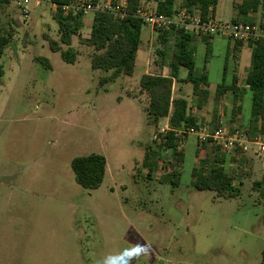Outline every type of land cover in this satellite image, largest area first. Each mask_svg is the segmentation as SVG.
Masks as SVG:
<instances>
[{"label": "rangeland", "instance_id": "obj_1", "mask_svg": "<svg viewBox=\"0 0 264 264\" xmlns=\"http://www.w3.org/2000/svg\"><path fill=\"white\" fill-rule=\"evenodd\" d=\"M7 1L0 0V39L8 41L0 56V264H95L104 253L130 243L144 248L133 264H261L264 200L253 184L264 175V149L246 135L250 95L241 117L234 118L227 96L200 110L191 84H176L173 90L175 98H188L201 132L210 134L216 117L237 140L234 150L222 152L227 172L242 183L241 197L220 199L192 187V168L205 155L198 150L205 139L192 135L180 142L182 162L164 153L156 172L148 175L145 154L158 147L155 136L169 123L149 122L140 79L145 70L162 71L159 51L171 58L175 39L164 46L161 32L145 26L134 76L105 82L110 72L92 68L96 52L80 41L90 35L94 12L84 14L86 24L73 38L77 62L68 64L49 46L50 40L60 41L55 6L31 2L24 16L16 2ZM111 1L98 0L95 6L126 2ZM239 2L219 0L215 22L231 23ZM151 7V0H144L143 11ZM253 22L255 32L264 34L261 10ZM221 39L209 50L199 43L195 54L197 71L207 60L211 92L223 82L229 54L228 42ZM37 57L49 60L51 69ZM242 57V66H251L249 49ZM235 60L231 68L238 67ZM239 75L244 86V71ZM92 153L106 157V177L99 189L86 190L76 183L71 162ZM173 164L181 171L178 186L167 182Z\"/></svg>", "mask_w": 264, "mask_h": 264}, {"label": "trees", "instance_id": "obj_2", "mask_svg": "<svg viewBox=\"0 0 264 264\" xmlns=\"http://www.w3.org/2000/svg\"><path fill=\"white\" fill-rule=\"evenodd\" d=\"M78 0H47L56 8L54 16L58 24L60 41L50 40L49 46L53 52L61 54L62 60L68 64L77 62L78 54L73 47V38L80 36L84 27V13H65L64 6L70 5ZM98 0H92L96 5ZM156 3L155 11L158 15L168 18H176L182 10L189 13H200L203 19L214 18L215 8L218 0H182L177 5L176 0H153ZM6 2H8L6 0ZM113 5L118 0L111 1ZM144 10V0H126L124 16H116L111 11L98 10L94 12L91 33L88 38L80 41L92 47L95 54L91 58V66L94 70H101L110 75L103 79L105 82H115L121 76L133 77L136 69L138 52L142 44L145 20L140 17ZM262 10L264 17V0H240L234 4V15L231 19L233 24H250L254 26L250 16ZM264 30V24H261ZM164 46L173 37L174 45L171 58L164 51H159L162 56L161 67H168V76L144 74L140 79L142 92L148 96L145 112L151 124L158 126L162 120H169L170 130L166 134L159 133L155 142L158 147L150 146L145 154L143 166L148 175L156 172L158 164L163 160V154L170 152L176 159L182 162L183 153L179 150L180 142L186 135L182 133L176 137V131L187 128H195L200 131L201 125L192 113L190 103L183 96L173 97L174 85L191 84L193 97L197 100V108H201L210 99L209 77L206 70L201 76H197L195 63V49L193 43L195 34L186 28H172L170 30H157ZM207 49L209 50V36H205ZM230 40V39H229ZM232 41V40H230ZM233 48L229 47V54L224 65L226 74L230 56L236 58L237 53L246 44L252 51L251 66L246 75L244 86L239 85V78L234 75L230 84L226 79L217 86L214 103H220L222 97L230 91L233 95V106L235 107L234 118L244 111L243 100L246 94L250 95L251 111L246 124V135L250 141L264 140V34L251 36L247 40H236ZM8 41L4 37L0 39L1 51ZM63 46L67 47L65 50ZM36 61L45 68L51 69L49 60L37 57ZM207 60L205 61V69ZM181 69L187 70L183 78ZM217 113V110L215 111ZM215 119L210 123V134L222 126L221 121ZM198 150L204 151L205 155L192 169L191 185L198 191L213 192L220 199H234L242 195V183L237 182L235 175L227 172V155L224 154L220 144L212 138H206L198 143ZM235 160V159H233ZM71 167L74 172L76 183L86 190L99 189L106 177L107 160L100 154L92 153L79 156L72 160ZM167 182L178 186L181 180V171L173 164L167 170ZM255 191L259 192L264 200V175L260 181L253 184ZM264 264V252L262 263Z\"/></svg>", "mask_w": 264, "mask_h": 264}, {"label": "built area", "instance_id": "obj_3", "mask_svg": "<svg viewBox=\"0 0 264 264\" xmlns=\"http://www.w3.org/2000/svg\"><path fill=\"white\" fill-rule=\"evenodd\" d=\"M16 4L21 7L24 16H27L29 11V6L31 2H34L36 6L40 5V0H13ZM126 7V2L122 5L117 6H108L105 9H100L95 5H83L80 1H76L70 5L64 6L65 13L72 12L76 14L80 11H83L84 14L90 12H96L98 10H107L114 13L116 16H124V8ZM140 17H142L146 24L151 27L153 30H170L174 27L176 28H186L187 31L191 30L197 34H202L206 36H224L232 41L236 40H247L251 36L262 35L255 32V28L250 24H217L214 18L203 19L200 15L189 13L186 10H182L178 17L168 18L163 15H158L156 11H150L149 13L141 11ZM170 130V126L163 128L160 133L166 134ZM185 133L186 135H196L200 140L206 138H212L215 142L220 144L223 150H234L237 140L233 137L228 136L227 131L223 126L219 127L212 134H205L201 131H197L195 128H187L182 131H176V137H179L180 134ZM158 136V135H157ZM155 136V139L157 138ZM251 144H256L262 146L264 149V144L261 141H249ZM248 148L245 146V150Z\"/></svg>", "mask_w": 264, "mask_h": 264}, {"label": "crops", "instance_id": "obj_4", "mask_svg": "<svg viewBox=\"0 0 264 264\" xmlns=\"http://www.w3.org/2000/svg\"><path fill=\"white\" fill-rule=\"evenodd\" d=\"M181 1L182 0H176V3H177V5H179L180 3H181ZM151 3H152V6L153 7H151V9L152 8H154V10L153 11H155V8H156V3L153 1V0H151ZM218 3H219V0H218ZM217 6H218V4H217ZM217 6H216V8H215V13H214V19H215V17H216V12H217ZM260 13V11L259 12H257V13H255V14H253V15H251L250 16V18H251V20H254L255 19V17H257L258 16V14ZM88 14L89 13H87V16H88ZM263 15V12H262V10H261V16ZM87 16L85 17V19H84V24H86V18H87ZM93 19H94V13H93ZM92 23H93V20H92V22H89V29H90V33H91V27H92ZM188 32H190V33H192V34H195V40H194V43H193V47H194V49H195V54H198V53H200V49H197V45L199 44V43H203V44H206L207 45V43H206V38H205V36L206 35H202V34H197L196 32H194V31H191V30H189ZM90 36V35H89ZM196 36H198V37H202V40H201V38H197L196 39ZM210 37V36H209ZM221 38H224L227 42H228V44H229V47H230V49H232L233 48V45H234V42H232V41H230L228 38H226V37H224V36H211L210 37V39L208 40L209 41V44L211 45V44H213L214 42H215V40L216 39H221ZM217 40V41H218ZM222 40V39H221ZM220 42V41H219ZM247 49H249L250 50V53H252V51H251V49L245 44L243 47H242V49L240 50V52H238L237 53V57L236 58H234V59H236L235 60V62H236V64L238 65V67H235V68H231V66L232 67H234V63L232 64V62H231V59H232V56H230V58H229V61H228V67H227V71H226V74H224V68H223V77H222V79H226V76L228 77L229 75H230V80H229V82H227V80H226V83L227 84H230L231 82H232V79H233V76L234 75H236L238 78H239V82H240V80L242 79V78H240V75L239 74H241V72L242 71H244V73H245V75H247V73H248V71H249V69H250V66L248 67V66H242V56H243V54L247 51ZM138 54H139V52H138ZM138 57L139 56H137V60H138ZM145 59H146V57L145 56H143V62H145ZM204 63H205V61H204ZM136 64H137V62H136ZM149 65V63H147V65H144V69H145V66H148ZM225 65V64H224ZM161 66V65H160ZM161 69H162V71L160 72H158L159 74H154V75H163V76H168L169 74H170V69L168 68V67H161ZM239 69V71L238 72H236L237 70ZM204 70H206L205 69V65L203 66V68L200 70V71H197V76H201V74L203 73V71ZM155 71H158V69H155ZM145 74H153V73H150L149 71H147V70H145V72H144ZM182 76V75H181ZM186 77V75L183 77V78H185ZM246 78V77H245ZM177 84V83H176ZM176 84L174 85V89L176 88ZM241 86V85H240ZM173 89V90H174ZM179 89H180V87H179ZM217 89V88H216ZM208 90H209V92H210V99L208 100V102L207 103H205L201 108H200V110H203L204 108H208L209 107V103H212L213 102V99H214V96H215V92H211V84L209 83V87H208ZM249 94H246L245 96H244V99L248 96ZM179 96H182V95H178L177 97H179ZM227 96V98L229 97L231 100H232V108H231V110H232V113H233V115H234V111H235V107L233 106V95H232V93L230 92V91H228L223 97H222V99H221V102H223L224 101V99H225V97ZM173 97H174V91H173ZM184 97V96H183ZM175 98V97H174ZM185 98H187V97H185ZM188 99V98H187ZM194 99H195V101H196V98L194 97ZM189 101V100H188ZM243 102H244V100H243ZM243 104V103H242ZM207 106V107H206ZM197 107V106H196ZM199 109V108H198ZM192 111V113H193V115L195 116V114H194V112H193V109L191 110ZM196 117V116H195ZM234 117V116H233ZM237 117H241V114H239ZM236 117V118H237ZM197 119V118H196ZM248 119L249 118H247V115H246V118H245V122H246V124H247V122H248ZM166 121L169 123V120L168 119H166ZM246 124H245V126H246ZM246 128V127H245ZM192 136H196V135H192ZM197 137V136H196ZM193 169V168H192Z\"/></svg>", "mask_w": 264, "mask_h": 264}, {"label": "clouds", "instance_id": "obj_5", "mask_svg": "<svg viewBox=\"0 0 264 264\" xmlns=\"http://www.w3.org/2000/svg\"><path fill=\"white\" fill-rule=\"evenodd\" d=\"M130 245L104 253L95 261V264H133L143 255L144 248L136 243H130Z\"/></svg>", "mask_w": 264, "mask_h": 264}]
</instances>
